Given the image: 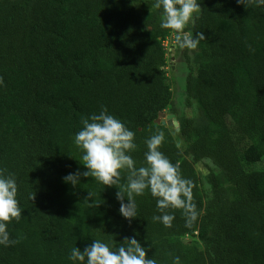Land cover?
<instances>
[{"label": "trees", "instance_id": "obj_1", "mask_svg": "<svg viewBox=\"0 0 264 264\" xmlns=\"http://www.w3.org/2000/svg\"><path fill=\"white\" fill-rule=\"evenodd\" d=\"M199 3L186 31L205 39L185 81V107L194 101L198 112H171L193 161L209 159L227 177L224 185L210 176L209 201L193 163L155 122L172 95L162 43L170 30L159 28L153 0H0V169L14 174L21 209L7 229L14 243L0 245V264H72L73 247L83 251L93 239L119 246L131 237L157 264L176 257L180 264H264V168L246 169L264 161V6ZM101 106L135 132L137 168L144 141L165 133L160 150L193 182L199 215L191 228L182 210H170V228L153 221L159 213L147 190L135 197V217H122L116 193L124 171L112 186L83 176L76 187L63 181L87 171L73 138Z\"/></svg>", "mask_w": 264, "mask_h": 264}, {"label": "clouds", "instance_id": "obj_2", "mask_svg": "<svg viewBox=\"0 0 264 264\" xmlns=\"http://www.w3.org/2000/svg\"><path fill=\"white\" fill-rule=\"evenodd\" d=\"M238 3L264 6V0H238ZM152 6L160 13L159 28L171 30L181 48L194 50L205 39L203 33L192 35L185 32L201 12L199 0H153ZM81 125V129L74 134L73 143L80 150L82 165L87 171L69 173L63 178L65 183L76 187L83 176L112 186L118 183L121 171H124L126 184L116 193L122 217L129 221L135 217V197L143 196L147 190L155 199L159 213L152 217L153 221L170 228L175 219L170 210H182L185 226H193L199 215L193 202V182L184 178L179 166L160 150L165 141L163 131H155L144 141V166L137 168L131 155L138 147L135 132L110 114L106 107L101 106L98 114L82 119ZM17 195L14 174H5V170L0 169V245L3 246L14 243L9 239L7 229L11 221L21 216ZM147 251L134 237L125 238L119 246L111 241L93 239L83 251L73 247L68 260L72 264H157L154 258H148ZM174 264H180L179 257L174 258Z\"/></svg>", "mask_w": 264, "mask_h": 264}, {"label": "rangeland", "instance_id": "obj_3", "mask_svg": "<svg viewBox=\"0 0 264 264\" xmlns=\"http://www.w3.org/2000/svg\"><path fill=\"white\" fill-rule=\"evenodd\" d=\"M190 27V26H189ZM186 28L185 32L189 33V29ZM162 43L165 49V72L167 82L171 91V101L170 105L165 108V110L160 114L159 118L155 120L157 124H162L168 127L169 131L172 133L173 138L179 148V155L181 158L186 159L193 163L196 173L199 177V186L202 194L206 201H209L212 197V191L210 186V176H217L224 185H227V177L224 171L212 163L209 159L202 160V162H194L191 153L185 146V143L178 135L179 122L176 119L177 124L170 125L168 115L174 114L171 112V107L177 108L179 114H185L188 116H193L198 112L196 102H192L189 108L185 107L186 92H185V81L189 73L194 74V68L196 65L195 58L193 56V50L188 49V55L191 59L190 65L186 63L184 58V51L187 48H181L175 41V34L170 30L169 33L162 39ZM175 115V114H174ZM264 161L256 162L251 165H246L247 170L263 169ZM192 238H187L186 240H191ZM194 239V238H193ZM200 247H204L202 241L198 240Z\"/></svg>", "mask_w": 264, "mask_h": 264}, {"label": "water", "instance_id": "obj_4", "mask_svg": "<svg viewBox=\"0 0 264 264\" xmlns=\"http://www.w3.org/2000/svg\"><path fill=\"white\" fill-rule=\"evenodd\" d=\"M168 118L171 120V121H169L170 125L177 124L176 123V117L174 114L168 115Z\"/></svg>", "mask_w": 264, "mask_h": 264}]
</instances>
